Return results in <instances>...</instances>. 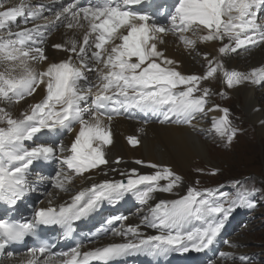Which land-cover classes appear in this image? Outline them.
Listing matches in <instances>:
<instances>
[{
	"label": "snow or ice",
	"instance_id": "snow-or-ice-1",
	"mask_svg": "<svg viewBox=\"0 0 264 264\" xmlns=\"http://www.w3.org/2000/svg\"><path fill=\"white\" fill-rule=\"evenodd\" d=\"M261 10L264 0H174L165 12L158 8L149 11L145 0H98L88 6L71 0L59 8L0 0V204L14 210L38 190L37 185L49 180L39 174L31 178L37 163L55 161L60 165L50 180L55 191L47 193V206L35 208L31 217L21 222L0 219V258L15 259V264H113L139 254L166 258L171 253H200L213 247L237 209H255L257 197L264 199V187L234 180L231 195L218 188L201 190L196 186L181 193L184 178L171 167L136 159L135 164L156 171H122L119 165L124 161L120 157L110 161L107 148L113 143V119L132 118L134 112L142 114L145 124L149 116H156L162 125L214 132L225 146H231L241 129L233 124L230 109L210 104L216 93L202 82L222 72L227 89L247 84L264 87V66L247 73L228 70L222 61L203 53L206 71L183 74L179 62L169 58L161 46L172 35L190 51H197L201 42H219L221 57L238 54L241 49L264 48ZM158 14L167 22L160 23ZM62 28L72 35L51 47L66 53V58L51 62L45 44L53 31ZM34 65L44 67L38 70ZM38 90L44 96L19 117L7 110L27 103ZM219 94L226 95L224 91ZM213 112L221 115L210 118L209 128L200 127V121ZM260 123L264 125V120ZM64 131L73 134L68 145L56 140ZM41 134L47 138L41 140ZM127 141L132 147L140 144L136 136L127 137ZM108 165L115 166L106 168ZM96 172L122 178L92 182L75 190V178L94 181ZM217 172L213 169L211 174ZM157 193L175 198L157 200ZM61 194H67L68 199L56 204ZM129 195L147 209L139 223L127 224L128 216L113 215L100 230L101 237H119L121 242L89 251H82L83 244L69 251H54L55 245L41 236V228H58L67 239L77 222L92 217L105 203L116 206ZM28 238L40 243L28 248L25 257L16 258L8 251ZM223 242L232 250L239 247L238 243ZM217 255L233 264L237 260L250 264V257L242 253L221 251Z\"/></svg>",
	"mask_w": 264,
	"mask_h": 264
},
{
	"label": "bare ground",
	"instance_id": "bare-ground-1",
	"mask_svg": "<svg viewBox=\"0 0 264 264\" xmlns=\"http://www.w3.org/2000/svg\"><path fill=\"white\" fill-rule=\"evenodd\" d=\"M3 2L6 4H15L17 0H3ZM70 35H72L71 31L62 28L57 31V33L54 34L49 41L52 42V44L58 43L67 39ZM219 46V42L216 41L205 42L203 44L198 43L197 51H187L184 50L180 43H178L174 38L168 36L166 38V44L161 47L164 49L165 54L169 58H173L179 62L178 68L183 74H195L196 70H199L197 63L201 60L200 54H212L217 52ZM47 53L50 55L49 59L51 62L59 61L64 56V52L59 50L48 49ZM221 58L228 63L231 69L242 71L240 70L242 69L241 67H245L243 68L245 72V69L257 66L264 62V48L259 47L258 49H254L252 51H249L248 49H241V51L234 56L229 55ZM35 67L38 70H42L44 66L36 65ZM2 70L3 68L0 66V71ZM229 93L236 98H242L240 101L243 102V109L247 120L255 125L258 135L264 138V125L260 123L261 119L264 120V112L262 108L260 111L255 110L256 106L259 105V102L264 100V87H255L251 84L241 85L238 88L230 89ZM44 94L45 93L43 91L38 90V92L34 94V98H28L27 103L21 102L19 105L8 106L7 110L10 111L14 117H19L20 113L27 110L29 105L32 104L39 97V95ZM210 104H213L212 100L210 101ZM210 116H218V112L210 113ZM199 126L203 127V124H200ZM113 129L115 130L114 140L110 147L107 148V155L110 161H112L115 157H120L124 161L119 165V168L122 171H127L133 168L139 169L140 172L156 171L152 168L145 169L142 166L135 164L134 161H130V159H142L143 161L169 166L174 170L179 171L180 174L185 170V166L188 165L187 163L193 158H197L201 161V163H206V165L213 166L215 168L213 164L209 163V161H212L210 153L211 149L209 148L211 143L209 140L210 137L203 138L199 133H194L193 130L186 126L161 125L155 123H149L146 126H142L128 123L124 119H119L113 124ZM64 133H66V131H64ZM122 134L135 135L140 140V144L137 147H127L124 142H122ZM124 158H127V160H124ZM114 166L115 165H108L105 167L110 168ZM97 173L99 172H96L95 176H97ZM74 187L75 190L78 191L76 180H74ZM180 191L182 193L184 188L182 187ZM165 196H169V194H163V199ZM62 197L63 195H60L59 199ZM169 197L173 196L170 195ZM27 208V201H20L15 210H18L20 214H23L28 211ZM235 228L236 227L231 224L227 230V234L219 239L218 246L213 249L215 254H217L219 249L225 252L234 251L237 255L242 251L247 250L245 249L247 248L246 246L243 248L238 247L237 249L232 250L229 249L228 245L223 244V241L226 239L228 241L238 243V245L245 244L246 241L252 240L251 235H246L244 237L236 234L232 235L231 232ZM144 231L149 232L152 230L144 229ZM21 256V258H23L26 255L23 254ZM0 259H4V264H15V259ZM209 264H233V262H230L229 260H215L213 257ZM235 264L237 263L235 262Z\"/></svg>",
	"mask_w": 264,
	"mask_h": 264
},
{
	"label": "rangeland",
	"instance_id": "rangeland-1",
	"mask_svg": "<svg viewBox=\"0 0 264 264\" xmlns=\"http://www.w3.org/2000/svg\"><path fill=\"white\" fill-rule=\"evenodd\" d=\"M224 62L230 68L228 63ZM216 81L213 78L210 81L202 82V86H211L213 91L214 89L216 90L215 98L220 97L221 103L230 108V118L232 121L234 123L242 121L243 126L239 127L241 132L231 146L223 145L220 139H215L210 143L209 148L211 149L212 161H209V163L213 164L215 168L206 165V163H201L197 158H193L190 160L191 162L187 163L188 165L185 166V170L181 174L179 171L172 169L184 178L186 187L196 186L201 190L205 188H218L220 192L231 195L234 194V189L231 187L234 180H240L242 183L255 185L256 187L259 186L257 182L262 179L264 180V138L258 135L255 125L247 120L243 109V102L240 101L242 98H236L230 93V98L225 99L222 97L224 95L219 94L221 91H218L219 88L216 87ZM258 107L259 109L262 108L264 112V100L259 102L256 108ZM197 169H202L203 172H198ZM213 169L218 170L216 175L211 174ZM250 174H253L252 178L257 176L258 180L252 179V182L248 181L249 177L246 175ZM244 176L245 179H243ZM197 181L199 182L198 184ZM262 186L264 187V181ZM169 196H165L164 199L175 198ZM257 200L258 206L250 210V215L246 213L242 214L241 222H243V218L245 220V217L248 218V222L240 228H238L240 223L235 224L236 228L234 229V234L241 237L246 235L252 236L251 241H246L245 244L239 245L240 248L247 247L245 248L247 250L241 253L250 257V264H264V199L257 197ZM229 261L232 262L231 260ZM235 262L240 264L239 260Z\"/></svg>",
	"mask_w": 264,
	"mask_h": 264
}]
</instances>
